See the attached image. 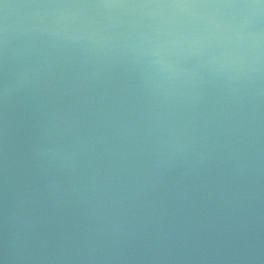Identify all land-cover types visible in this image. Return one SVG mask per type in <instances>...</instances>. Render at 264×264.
<instances>
[{
    "label": "water",
    "instance_id": "water-1",
    "mask_svg": "<svg viewBox=\"0 0 264 264\" xmlns=\"http://www.w3.org/2000/svg\"><path fill=\"white\" fill-rule=\"evenodd\" d=\"M0 264H264V0H0Z\"/></svg>",
    "mask_w": 264,
    "mask_h": 264
}]
</instances>
